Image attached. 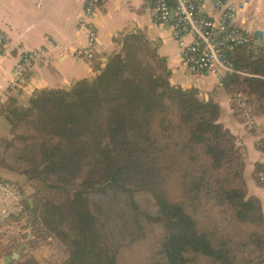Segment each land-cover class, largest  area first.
Returning <instances> with one entry per match:
<instances>
[{
	"label": "trees",
	"instance_id": "obj_1",
	"mask_svg": "<svg viewBox=\"0 0 264 264\" xmlns=\"http://www.w3.org/2000/svg\"><path fill=\"white\" fill-rule=\"evenodd\" d=\"M121 41L97 76L8 108L3 163L36 192L23 205L32 238L0 232V264L23 242L10 264H40L24 257L51 238L67 247L62 264H123L155 225L162 238L147 264H264L262 204L247 195L245 157L220 106L174 84L145 33ZM248 48L231 51L235 66L264 76V57H246ZM225 86L264 115V78L227 74Z\"/></svg>",
	"mask_w": 264,
	"mask_h": 264
},
{
	"label": "crops",
	"instance_id": "obj_2",
	"mask_svg": "<svg viewBox=\"0 0 264 264\" xmlns=\"http://www.w3.org/2000/svg\"><path fill=\"white\" fill-rule=\"evenodd\" d=\"M199 1L210 13L218 15L213 0ZM82 11L83 0H0V29L6 35L5 40L0 38V95L3 99L0 103V138L10 135L7 110L12 104L28 106L39 90L68 88L78 80L97 76L112 54L120 51L125 35L143 32L165 59L174 84L183 88L195 87L201 99L220 106V122L235 135L245 157L247 195L260 200L264 213V182L260 180V174L264 172V151L259 148L264 140V115L255 112L258 126L249 125L239 112L234 95L218 77L191 73L187 69L170 22L158 23L154 19L152 0H107L95 18L99 33L96 57L91 61L76 59L70 49L83 47L87 42L84 30L78 25ZM239 23L260 35L259 44L249 47L244 55L252 60L264 57V0H252L247 10L240 11ZM39 47L49 48L48 61L30 69L22 86L15 92L9 91L8 84L18 59L24 52ZM258 164L261 170L255 178ZM27 179L0 161V180L14 181L21 187L20 197L7 196L0 189V222L11 219L10 223L17 225L14 231L19 237L17 241L23 240L25 233L29 238V229L32 234L23 211L25 199L32 198L33 192ZM9 227L11 224L7 222L0 227V232L11 236L8 235Z\"/></svg>",
	"mask_w": 264,
	"mask_h": 264
},
{
	"label": "built area",
	"instance_id": "obj_3",
	"mask_svg": "<svg viewBox=\"0 0 264 264\" xmlns=\"http://www.w3.org/2000/svg\"><path fill=\"white\" fill-rule=\"evenodd\" d=\"M153 17L158 23H165L172 13L170 21L173 37L178 42L182 60L191 73L212 74L225 85L227 74H240L264 78L235 66L231 51L237 46L253 47L259 44L260 35L246 29L239 23L240 11L247 10L252 0H213L218 15L210 13L206 5L199 0H152ZM107 0H83V11L78 25L87 38L83 47L71 48L72 55L78 60H93L97 54L99 33L95 23L98 10ZM0 38L6 35L0 29ZM48 47H39L26 51L16 62L8 90L19 89L26 74L38 64L48 61ZM234 102L246 122L257 127L254 104L251 95L237 91ZM3 101L0 95V103ZM264 182V172L260 174ZM0 189L7 196L20 197L21 187L14 181L0 180Z\"/></svg>",
	"mask_w": 264,
	"mask_h": 264
},
{
	"label": "rangeland",
	"instance_id": "obj_4",
	"mask_svg": "<svg viewBox=\"0 0 264 264\" xmlns=\"http://www.w3.org/2000/svg\"><path fill=\"white\" fill-rule=\"evenodd\" d=\"M251 99L255 106L257 104L256 99L253 96H251ZM10 130H11V127H10ZM10 135H8L7 137L10 138L11 137ZM0 161H2V163L4 162L2 146L0 147ZM30 185L33 188L32 193H35L36 192L35 182L30 180ZM28 215L29 214L25 212V217L27 218V226L30 225L29 221H31V219L28 218ZM10 220L8 221V223L11 224V227L7 229L10 231L8 235H11V237L13 236L17 237L18 234L14 232L16 230L15 227L17 225L14 223H10ZM31 238H32V234L29 235V238H27V240ZM161 238H162L161 228L157 225L153 226V228H151L148 231V234L146 235L145 239L138 241L134 243L133 245L128 246L124 249V252L122 254V263L123 264H147L148 261L153 256L154 254L153 252L159 247V242ZM38 243L39 244L37 245L36 249L32 250L31 254L29 253L26 254L24 259H26L27 257L33 256L39 261L40 264H62L67 259L68 257L67 247L62 242H60L58 239L56 238L45 239V241H40ZM198 264H209V263L205 260H200Z\"/></svg>",
	"mask_w": 264,
	"mask_h": 264
},
{
	"label": "water",
	"instance_id": "obj_5",
	"mask_svg": "<svg viewBox=\"0 0 264 264\" xmlns=\"http://www.w3.org/2000/svg\"><path fill=\"white\" fill-rule=\"evenodd\" d=\"M173 17H174V12L172 11V13H171V15H170V18H169L166 22L169 23ZM29 203H30L31 206H33V199H32V198L29 199ZM30 234H31V229H29V235H30ZM24 248H25L24 243L20 244V245L18 246V248L16 249V251H14L11 255H6V256L1 260L2 264H10V263H12V262L15 261V260L20 259V257H21V255H22V252H23Z\"/></svg>",
	"mask_w": 264,
	"mask_h": 264
}]
</instances>
